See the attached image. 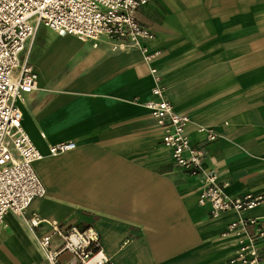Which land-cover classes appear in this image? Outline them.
<instances>
[{
  "label": "crops",
  "instance_id": "crops-1",
  "mask_svg": "<svg viewBox=\"0 0 264 264\" xmlns=\"http://www.w3.org/2000/svg\"><path fill=\"white\" fill-rule=\"evenodd\" d=\"M137 20L155 34L145 43L160 52L151 63L137 48L112 51L103 37L95 47L44 27L28 43L38 79L19 107L44 156L33 167L46 193L25 213L42 221L34 232L22 217H4L0 264H50L35 233L51 224L95 228L112 264H226L237 249L223 235L228 224H264V203L211 218L198 204L200 176L174 165L144 107L155 67L166 99L190 119L186 134L203 150L202 167L227 183L224 193L264 192V0H150ZM201 126L218 139L207 142ZM62 142L75 148L48 154ZM59 245L53 237L51 248Z\"/></svg>",
  "mask_w": 264,
  "mask_h": 264
},
{
  "label": "built area",
  "instance_id": "built-area-1",
  "mask_svg": "<svg viewBox=\"0 0 264 264\" xmlns=\"http://www.w3.org/2000/svg\"><path fill=\"white\" fill-rule=\"evenodd\" d=\"M150 0H0V226L8 214L20 216L34 232L41 220L25 217L33 200L45 196V187L34 170V163L44 156L32 143L22 126L19 103L24 94L35 90L37 73L29 62L28 43L39 28L56 34L72 35L82 42L97 46L103 37L112 51L137 48L146 63L160 54L148 53L146 42L155 34L137 20V13ZM154 86L152 99L145 102L156 126L161 130V144L170 152L176 167L190 175L200 176L204 185L198 204L208 205L209 216L217 218L233 211L237 214L264 203V192L228 196L227 183H220L213 170L202 167L204 153L191 144L186 128L187 115L178 113L164 95L161 77L150 68ZM207 142L218 139L210 128L198 127ZM75 148L74 142L48 145V154L57 155ZM234 237L237 249L226 264H264V224L256 218L230 222L223 234ZM60 240L52 249V239ZM38 248L50 264H56L63 253L69 264H112L101 247L99 232L93 227L64 228L51 224L45 234H36Z\"/></svg>",
  "mask_w": 264,
  "mask_h": 264
},
{
  "label": "rangeland",
  "instance_id": "rangeland-1",
  "mask_svg": "<svg viewBox=\"0 0 264 264\" xmlns=\"http://www.w3.org/2000/svg\"><path fill=\"white\" fill-rule=\"evenodd\" d=\"M43 30L45 31L46 29H41L40 31H43Z\"/></svg>",
  "mask_w": 264,
  "mask_h": 264
}]
</instances>
